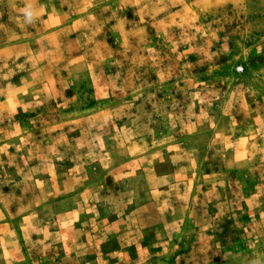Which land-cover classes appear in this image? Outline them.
Segmentation results:
<instances>
[{"label": "rangeland", "instance_id": "obj_1", "mask_svg": "<svg viewBox=\"0 0 264 264\" xmlns=\"http://www.w3.org/2000/svg\"><path fill=\"white\" fill-rule=\"evenodd\" d=\"M0 264H264V0H0Z\"/></svg>", "mask_w": 264, "mask_h": 264}, {"label": "clouds", "instance_id": "obj_2", "mask_svg": "<svg viewBox=\"0 0 264 264\" xmlns=\"http://www.w3.org/2000/svg\"><path fill=\"white\" fill-rule=\"evenodd\" d=\"M22 12L24 14L25 23H33V19L36 17L37 13L33 10V7L30 3L22 9Z\"/></svg>", "mask_w": 264, "mask_h": 264}]
</instances>
